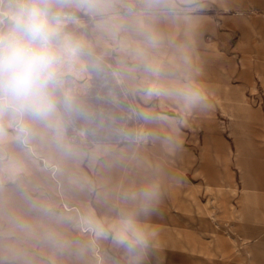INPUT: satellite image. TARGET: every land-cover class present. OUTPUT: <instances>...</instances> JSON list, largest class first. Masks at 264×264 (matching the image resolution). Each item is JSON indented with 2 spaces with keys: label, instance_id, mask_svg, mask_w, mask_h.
Segmentation results:
<instances>
[{
  "label": "clouds",
  "instance_id": "9594fccd",
  "mask_svg": "<svg viewBox=\"0 0 264 264\" xmlns=\"http://www.w3.org/2000/svg\"><path fill=\"white\" fill-rule=\"evenodd\" d=\"M213 2L0 0V183L22 190L20 206L0 205V264H46V253L81 258L102 241L118 254L108 264H162L159 228L149 218L163 216L166 186L183 182L177 170L163 159L138 160L133 179L103 189L104 219L65 210L53 177L65 191H96L71 166L94 163L101 153L124 162L100 143L106 128L128 145L158 144L167 157L184 152L182 130L215 108L198 60ZM89 77L108 102L129 98L136 127L105 124L90 103ZM34 150L69 167L53 173ZM34 170L46 185L32 182Z\"/></svg>",
  "mask_w": 264,
  "mask_h": 264
},
{
  "label": "rangeland",
  "instance_id": "374dc122",
  "mask_svg": "<svg viewBox=\"0 0 264 264\" xmlns=\"http://www.w3.org/2000/svg\"><path fill=\"white\" fill-rule=\"evenodd\" d=\"M198 60L215 108L182 130L183 153L167 157L151 142L128 145L110 137L106 128L100 143L123 154L124 162L101 153L94 163L85 159L72 165L96 191H65L53 177L55 194L65 210L104 219L109 215L100 198L105 186L133 179L138 160L163 159L184 180L166 186L159 206L163 216L149 218L159 228L162 264H264V0H214L204 14ZM89 87L90 103L103 113L106 125L137 126L126 112L129 98L108 102L92 77ZM84 138L90 139L86 133ZM33 154L53 173L69 167L42 150ZM30 178L47 184L38 170ZM21 196L19 187L0 183V205L20 206ZM77 235L89 239L84 231ZM117 255L102 241L81 258L46 253L44 259L46 264H108Z\"/></svg>",
  "mask_w": 264,
  "mask_h": 264
}]
</instances>
